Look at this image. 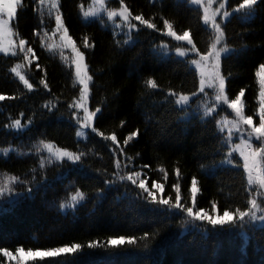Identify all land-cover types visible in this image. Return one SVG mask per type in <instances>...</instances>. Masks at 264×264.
I'll list each match as a JSON object with an SVG mask.
<instances>
[{"label": "trees", "instance_id": "obj_1", "mask_svg": "<svg viewBox=\"0 0 264 264\" xmlns=\"http://www.w3.org/2000/svg\"><path fill=\"white\" fill-rule=\"evenodd\" d=\"M241 1L233 0V4ZM124 2L133 15L142 14L156 23L158 29L163 28V19H168L178 33L190 30L201 51L211 43V33L203 26L199 8L187 0ZM81 3L86 6L89 0H60V10L69 34L85 53L93 76L89 108H102L95 127L108 136L115 133L124 152L117 150L113 155L112 142L91 129L84 139L76 137V124L68 104L77 97L79 86L73 87L69 52L63 50L64 56L69 57L66 62L60 49L49 51L41 47L40 39L33 34L34 29L41 28V14L34 10V0H23L24 6L19 9L13 27L20 37L29 41L38 59L24 69L34 85L28 91L11 72L22 56L0 54V94L14 97L0 101V149H10L7 154L0 151V181L5 175H17L29 181L35 177V181L29 185L33 189L31 198L26 185H14L16 192L24 193V198L0 212V250L17 253L16 248L22 247L36 252L73 243L81 248L75 254L43 260L32 256L14 260L0 251V264L22 261L26 264H264V228L252 229L246 225L243 230L249 235L244 237L239 228L212 229L200 222L190 223L185 214L147 202L143 198L146 193L141 195V190L130 181L119 179L129 172L140 171V178L146 179L147 187L156 192L157 198L171 197L174 203L175 170L179 168L181 202L185 207L191 206V179L197 178L200 193L194 211L205 208L211 213V202L215 201L222 214L225 208L233 211L237 206L245 208L248 199L243 169L222 163L228 149L214 117L203 120L199 114L186 117L185 111L178 110L173 98L168 96L170 89L190 93L198 84L187 59L157 54L156 49L169 41V37L133 21L140 29L132 33L134 43L118 46L116 41H123L125 34L113 36L114 27L104 17H101L103 24L97 18L84 20ZM111 3L119 4L118 0ZM44 19L48 28L54 27L46 9ZM222 27L226 43L235 49L222 59V71L228 76L226 90L234 98L241 88L245 89V114L252 115L256 122L255 73L264 63V0H258L251 15H245L243 10L232 13ZM85 36L94 43L93 48L83 47ZM37 63L44 71L36 68ZM42 77L51 91L39 83ZM149 78L157 81V89L146 87ZM49 102L55 105L52 111L44 107ZM14 119L32 123L17 131L8 127ZM137 130L138 137L124 145L127 136ZM42 139L86 155L77 164L65 161L41 169L40 156L47 153L37 154L35 146ZM233 158L240 164L235 155ZM116 159L121 161L119 170L115 167ZM161 167L168 173L166 181L159 171ZM153 181L164 184L163 193L152 189ZM77 189L85 194V200L74 210L61 212L59 205L70 203ZM120 236L133 237L136 243L120 247L107 243ZM90 242L99 243L89 248Z\"/></svg>", "mask_w": 264, "mask_h": 264}, {"label": "snow or ice", "instance_id": "obj_2", "mask_svg": "<svg viewBox=\"0 0 264 264\" xmlns=\"http://www.w3.org/2000/svg\"><path fill=\"white\" fill-rule=\"evenodd\" d=\"M119 7L109 8L105 0H91V3L85 7L83 3L79 5L80 12L84 20L89 18L100 19L103 24L104 20L101 18V14L106 16L107 21L114 25L113 36L124 33L126 38L123 41L117 40L118 46L131 45L134 43L132 39L133 31L139 32L137 24L133 21L139 22V25L144 26L147 29L161 32L163 35L170 37L176 42H184L190 47H176L175 53L178 57H187L189 53L194 58L187 60V64L196 73L199 78L198 86L190 94L185 92H176L173 90L168 91V96L173 98V103L177 106L178 110L185 111L190 106V102L193 97L203 94L204 102L201 107L203 113L201 119L213 117L217 114V109H222L225 112L231 110L229 115H234V119H228L225 115L221 119L216 120V127L219 133L223 134L222 142L227 146V152L224 154L223 164L233 165L235 167H241L243 173L246 176L248 199L246 201V207L241 208L235 207L234 211L225 208L220 214L215 201L211 202V213L205 208H197V196L200 193L198 187V181L196 177L191 179V206L185 207L181 202V187L180 178L181 171L179 168L175 170L177 182L173 185L175 190V202H172V198H164L161 196L157 198L156 192L150 190L147 187L146 179H141L140 171H132L127 176H120L121 181H130L132 185H135L141 190V195L146 193L144 200L149 203H154L159 206H164L166 211H179L190 218L188 222L195 223L200 222L201 225L212 226V229H240V235L248 237L249 233L244 231L246 225L251 226L252 229H256L258 226L264 228V201H260L258 197H264V63H261L255 73L257 82L259 85V91L257 96L258 107L254 112V115L259 117V123H255L252 115L245 114V89L241 88L234 98H230L226 90L228 76L222 71V59L228 55H231L235 49L230 47L225 40V31L222 27L224 21H226L231 13L226 8L225 0H221L219 7L213 9L212 4L215 0H187V2L203 10V14L200 17L203 26L211 33V43L207 49L201 51L192 38L190 30H184L178 33L172 22L168 19H163V28L158 29L156 23L150 19H145L142 14L133 15L129 6L124 0H118ZM258 0H243L239 5V8L234 9L235 12L244 11L245 15H251L253 6L257 5ZM36 5L35 11L40 12L41 28L34 29L33 34L40 39L41 47H46L49 51L55 49L61 50V56L64 57L65 61L69 60V57L64 56L63 49L70 50L71 63L69 67L74 68L73 76L74 82L73 87L79 86L78 96L73 97L71 103L68 104L69 110H71L72 119L75 120L76 124L79 125L76 136L77 138L86 137L85 129H91L96 135L103 137L104 140H110L115 146L112 149L113 155H116L117 150L123 154L124 149L120 147L117 141V136L112 133L110 136L105 135L99 129L95 127V120L102 108L96 107L94 110L89 108V100L91 96L90 85L93 81V76L90 74L89 66L86 63L85 53L81 51L80 46L77 45L76 41L69 34V29L65 23V17L60 10V0H34ZM23 0H0V53L5 56L11 55L12 57L22 56V61L16 63L11 68V72L19 79V81L27 88L28 91H32L34 85L30 82L27 76L24 74L22 69L30 67L35 60L38 59L36 52L33 47L30 46L29 41L23 37H20L18 32L14 29L13 25L16 20L18 11L23 7ZM46 9L47 18L49 21H54V27L48 28L45 24L44 11ZM224 10V11H221ZM220 20H217V17ZM119 17V22H117ZM119 30V31H117ZM126 30V32H125ZM58 40V43H57ZM95 45L89 39V37H83V47L93 48ZM170 51L167 43L160 45L159 55L167 57ZM36 68L40 71H44L42 66L37 63ZM46 76V72H45ZM39 83L49 91V85L45 78H41ZM146 87L149 89H157L159 86L157 81L153 78H149L145 81ZM211 91V96L208 90ZM14 97H6L0 94V101L5 99H12ZM211 101V103H209ZM48 111H52L55 107L51 102L44 105ZM23 115V114H21ZM32 123L28 120L26 123H22L21 119H14L8 127L16 129L17 131L24 130L28 125ZM123 124V121L121 122ZM244 126V127H242ZM246 133V136H245ZM139 130L130 133L124 140V145H127L129 141L138 137ZM239 138V143H233V138ZM253 140L259 141V146L253 143ZM4 154H7L10 149H0ZM37 154L46 152L47 156H40L39 167L45 168L47 164L57 163L63 164L65 161L71 164H77L86 155L83 151H71L67 148L58 147L51 141L40 140L35 146ZM238 154L242 160V164H236L233 158V154ZM115 167L119 170L121 167V161L116 159ZM148 167V165H144ZM33 172L36 169L32 170ZM163 173L164 180L168 178L167 171L161 167L159 169ZM35 181L33 177L32 181L21 179L17 175H5L2 181H0V212L7 211L10 206H15L18 201L24 198V193H18L15 191L14 185L23 184L26 185V192L28 198H31L33 191L32 187L29 186ZM137 181H139L137 183ZM106 184H111L112 181H105ZM152 189L158 190L163 193L164 184L153 181ZM99 195V193H98ZM85 194L79 189L71 196L70 203H62L59 205L61 212L66 214V210L75 207L85 200ZM199 227V226H198ZM206 230V229H205ZM147 235V234H145ZM99 242H90L88 247L95 248ZM108 244L116 247L127 245H133L136 243L135 238L120 236L118 239H110ZM81 248L80 244L73 243L70 246L53 247L48 250L33 252L31 249L28 250V254L35 258L43 260L45 258H57L61 255L75 254L77 250ZM3 251L5 257L16 259L13 253L7 249ZM25 249L22 247L16 248L17 253L24 252ZM26 264V262H21Z\"/></svg>", "mask_w": 264, "mask_h": 264}, {"label": "rangeland", "instance_id": "obj_3", "mask_svg": "<svg viewBox=\"0 0 264 264\" xmlns=\"http://www.w3.org/2000/svg\"><path fill=\"white\" fill-rule=\"evenodd\" d=\"M221 2V0H215V2L212 4V8L213 9H215V8H218L219 7V3ZM243 2V0L241 1V2H239L238 4H233V0H225V3H226V8L224 9V10H227V11H229L231 14L232 13H234L235 11H234V9H237V8H239V5L241 4ZM91 3V0H89V4ZM105 3H106V5L109 7V8H114V7H119V4L118 5H114V4H112L111 3V0H105ZM88 4V5H89ZM88 5H86L85 7H87ZM196 7V6H195ZM200 10V12H201V16H202V14H203V10L202 9H199ZM224 10H221V11H224ZM101 17H104V19L105 20H107V18H106V16H104V14H101ZM83 18V17H82ZM84 19V18H83ZM89 19H94V18H89ZM217 20L219 21L220 20V17L218 16L217 17ZM109 22V21H108ZM117 22H119V17H117ZM109 24H111V26H113L114 27V25L111 23V22H109ZM125 32H126V30H125ZM57 43H58V40H57ZM163 43H167V45H168V47H169V49H170V51L168 52V54H173L175 57H177V58H182V59H187V60H189V59H192V58H194L193 57V55L191 54V53H189V55L187 56V57H178L177 55H176V53H175V48L176 47H190V46H188V45H186L184 42H176V41H174V40H172L170 37H169V41H165V42H163ZM162 44V43H161ZM160 44V45H161ZM63 50H66L67 52H69V55H70V57H71V53H70V50H68V49H63ZM156 51L159 53V51H160V46H159V48L158 49H156ZM0 54H3V53H0ZM4 55V54H3ZM11 56V55H10ZM19 62H21V61H18V62H16V63H19ZM15 63V64H16ZM15 64L13 65V66H15ZM12 66V67H13ZM22 71L24 72V69H22ZM73 72H74V68H73ZM25 74V73H24ZM14 75V74H13ZM15 76V75H14ZM16 77V76H15ZM17 78V77H16ZM18 79V78H17ZM197 79H198V82H199V78H198V76H197ZM19 80V79H18ZM257 84H258V82H257ZM24 86V85H23ZM197 86H198V84H197ZM211 91L212 90H208V93H209V95L211 96ZM258 91H259V85H258ZM191 93V92H190ZM189 93V94H190ZM78 96V95H77ZM257 96H258V93H257ZM204 102V97H203V94H201V95H199V96H196V97H193L192 98V100H191V102H190V106L186 109V111H187V117L188 116H195V115H200V118H201V116H202V113H203V109H202V107H201V105H202V103ZM209 103H211V101H209ZM257 107H258V102H257ZM257 109V108H256ZM230 111L231 110H228V112H225V111H223L222 109H217V114H214V119H215V124H216V120H218V119H221L222 117H224L225 115H227L228 116V119H234V115H229V113H230ZM257 116V115H256ZM255 122V121H254ZM255 123H259V117L257 116V121L255 122ZM75 124H76V122H75ZM78 127H79V125H77L76 124V131H77V129H78ZM242 127H244V126H242ZM89 129H85L84 131H85V133L87 134V131H88ZM245 136H246V133H245ZM77 137V136H76ZM85 137H83V138H79V139H84ZM240 141H239V138H238V136L237 137H234L233 138V143H239ZM253 143L255 144V145H257V146H259V141H256V140H253ZM233 155H235L237 158H238V160H240V164H242L243 162H242V160L239 158V156H238V154H233ZM263 199H264V197H262ZM70 201H71V198H70ZM264 201V200H263ZM13 253V256L14 257H16V259H14V260H22V259H24V258H26L27 256H30L29 254H28V251L27 250H25L24 252H22V253H14V252H12Z\"/></svg>", "mask_w": 264, "mask_h": 264}, {"label": "bare ground", "instance_id": "obj_4", "mask_svg": "<svg viewBox=\"0 0 264 264\" xmlns=\"http://www.w3.org/2000/svg\"><path fill=\"white\" fill-rule=\"evenodd\" d=\"M73 71V70H72ZM11 123V122H10ZM10 125V124H9Z\"/></svg>", "mask_w": 264, "mask_h": 264}]
</instances>
